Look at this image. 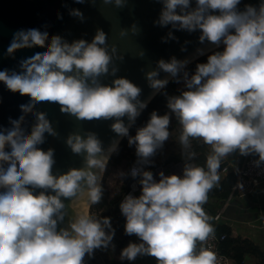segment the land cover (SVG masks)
Here are the masks:
<instances>
[{"label":"clouds","instance_id":"1","mask_svg":"<svg viewBox=\"0 0 264 264\" xmlns=\"http://www.w3.org/2000/svg\"><path fill=\"white\" fill-rule=\"evenodd\" d=\"M103 2L123 8L129 0ZM158 2L160 10L152 24L167 29L161 42L178 41L175 31L198 30L199 43L208 46L198 47L196 56L208 54L192 71L187 65L195 57L156 59V66L144 75L152 96L165 95L168 111L159 114L153 109L134 135L129 129L148 100L140 98L139 85L117 75L115 61L124 56L116 44L108 43L102 27L91 39L71 41L61 34L49 35L45 21L13 30L5 55L33 42L44 46L19 55L17 67L0 69V82L7 89L26 93L17 101L19 111L7 114L8 123L0 124V264H85L86 254L114 247L111 218L96 217L88 209L103 197V173L122 137L134 146L136 160L118 175L139 177L141 189L138 196L129 193L119 203L125 234L138 238L120 250L119 259L150 255L156 264H219L216 252L204 246L197 249V242L203 244L215 234L213 217L203 206L219 184L221 161L238 152L255 156L257 167L264 165V0L242 7L241 0ZM63 6L69 16L84 22L80 8ZM56 16L63 19L59 10ZM140 30L133 20L119 35ZM188 43L184 41L180 51H186ZM136 55L143 57L145 49L140 47ZM161 72L168 75L161 77ZM105 76L111 77L109 83L101 79ZM170 80L182 84L179 94L166 92ZM45 101L77 120H111L109 127L118 138L105 149L94 131L70 132L64 142L73 153L83 155V166L54 172L55 149L39 145L45 142V133L52 137L58 133L47 113L32 107ZM26 110L34 118L30 127L22 122ZM173 117L180 124L182 173L165 175L161 170L157 180L145 166L153 163L151 158L168 140ZM193 139L211 148L204 166L192 162ZM237 186L243 187L240 182ZM66 199L73 214L63 227L59 225L67 214Z\"/></svg>","mask_w":264,"mask_h":264},{"label":"water","instance_id":"2","mask_svg":"<svg viewBox=\"0 0 264 264\" xmlns=\"http://www.w3.org/2000/svg\"><path fill=\"white\" fill-rule=\"evenodd\" d=\"M244 3L256 4L257 0H241L240 7H242ZM64 4H67L69 7L80 8L85 15L84 22L81 23L78 19L69 16L67 8L63 6ZM57 10L63 14V19H57ZM159 10L160 4L158 0H129L128 4L123 8L114 7L111 3H104L103 0H95V3L91 4L88 3L87 0L83 4L75 3V0H0V69L17 67L16 58L19 55L30 51L33 47L44 46L40 43L33 42L16 49L12 55H5L6 46L9 43L11 34L18 26L26 23H36L39 25L41 21H45V26L49 35L61 34L69 41L73 38H80L82 36L91 39L95 29L97 27H102L108 33V43L116 44L118 52L124 56L122 61H115L119 67L117 75L127 76L134 83L139 85L142 89L140 98L148 100V106L159 93L154 96L151 95L152 89L147 85L144 73L156 66V59L160 57L167 59L171 55H176L179 59H183L184 57H195L191 60V63L187 65L188 67L208 54L206 52L204 55L196 56V49L198 47L208 46L207 42L203 45L199 43L197 39L199 35L198 30L192 33L174 30L175 35L179 38L178 41H169L168 43L161 42L160 37L167 29L152 24V20L157 16ZM133 20H136L140 25V32L136 35L128 33L124 36H120V29L122 27L126 28ZM186 40L190 41V43L186 45L187 50L182 52L180 51V46ZM140 47L145 49V55L143 57H138L136 55ZM222 47L223 45L220 46V48ZM211 50L214 49L209 48V51ZM166 75L168 74L164 72L160 73L161 77ZM101 79L103 82L109 83L111 77L105 76ZM171 81L172 80H170L169 83ZM25 96L26 93L9 90L0 82V124L8 123L7 114L10 113L15 115L16 112L19 111L17 101L24 99ZM150 96L151 99H149ZM32 107L37 110L45 111L58 133L56 137H52L45 133L46 140L43 144L39 145V147L45 150L48 147H53L55 149L54 155L56 162L53 166L54 172L66 171L69 167L83 166V155L73 153L64 142L65 137L70 132H79L81 135H84L89 130L94 131L102 140L105 149L118 138L117 134L109 127L112 122L111 120H77L73 116L61 113L57 104L46 101L34 103ZM33 119L30 111L26 110L22 122H25L26 125L30 127ZM124 119L127 123L126 117ZM123 138L124 137L118 138L119 144ZM192 162L196 164L194 161ZM183 163L184 159L170 154L161 160L153 161L152 164L146 165L145 167L151 170L154 178L158 180L159 176L157 174L161 170L165 175L172 173L181 174ZM227 167L228 161L222 159L219 175L224 172ZM138 179L139 177L133 178L130 176L124 189L118 194L115 200L105 209L101 210L99 214L97 213L96 217L109 216L113 228L120 220L125 219L120 211L119 203L124 196L129 193L134 196L140 194L141 185L137 183ZM134 185L135 187H133ZM65 204L67 214L62 224L59 225L63 227H67V221L73 214L72 209L67 207L69 204L67 199L65 200ZM235 205V202L229 204L224 211V216L231 218V212L236 209ZM91 206L88 209L89 213ZM76 207L79 208V205L77 204ZM205 211L209 213L208 210L205 209Z\"/></svg>","mask_w":264,"mask_h":264},{"label":"trees","instance_id":"3","mask_svg":"<svg viewBox=\"0 0 264 264\" xmlns=\"http://www.w3.org/2000/svg\"><path fill=\"white\" fill-rule=\"evenodd\" d=\"M206 57L207 55L198 59L191 65H189L187 67L189 71L194 70L195 64L198 61L199 62L206 61ZM179 89L180 87L178 86V83L172 80L166 86L165 90L168 94H179V91H178ZM153 109L157 110L159 114H163L165 111H168L166 107V97L163 93H159L150 102V104L143 110V112L139 115L135 123L129 129L130 135H134L136 128L146 123ZM174 123L175 124L179 123L175 119V117H174ZM193 141L195 142V145L191 147V150L194 151L196 155L195 157H193L192 161H194L197 165L204 166L206 155L211 151V148L209 145L204 144L200 140L193 139ZM159 153L160 152H158L157 150L156 154L151 159L160 156ZM178 156L181 157L182 159H185L182 152L179 153ZM251 156L255 158V156L253 155ZM135 160H136V155H135L134 146H129L127 143V137H124L118 146V151L112 154L108 162L107 169L105 170L104 177L102 180V185L104 189L103 197L99 203L91 206V209H90L91 215L98 213L99 211L105 209L108 206L107 175H108V170L110 166L112 165L118 166L122 162H127L129 165H131L135 162ZM234 178H235V175L233 173H230L224 176L222 179H220L219 184L215 186V188L208 194V197H211V200L213 199L212 201L217 203L220 208L225 204L226 200L230 196V192H231L230 185L233 183ZM211 223L214 225L215 233L220 234V235L226 234L227 236V239L222 243V246H221L222 250L226 254L232 255V258L236 261L237 264H245V256L247 253L253 250V248L250 246H247L244 242H241L235 237H232L231 228L227 224L217 225L214 223V221H211ZM124 224H125V219H122L114 227L115 235L112 241V245H114V247L109 246L108 248L95 249L91 256H88L86 254L84 257L85 264H127L125 262H116L115 256L120 254V250L124 246H126L129 241H137L138 238L135 236V234H132V235L125 234ZM197 249H199L198 243H197ZM255 252L257 254L258 250H256ZM261 264H264V260L261 261Z\"/></svg>","mask_w":264,"mask_h":264},{"label":"crops","instance_id":"4","mask_svg":"<svg viewBox=\"0 0 264 264\" xmlns=\"http://www.w3.org/2000/svg\"><path fill=\"white\" fill-rule=\"evenodd\" d=\"M169 131L170 135L168 140L164 142L161 148L157 149L158 152L161 151L164 153L163 157H161L162 154L159 153L160 156L153 158V161L161 160L170 154L178 156V154L182 152V146L178 140L180 124L174 123V117L172 118L169 125ZM170 140H175L177 145H168ZM193 145H195V142L192 140V146ZM242 157L244 156L240 155L238 152H234L226 156L223 160L228 161L229 166L235 161V159ZM132 165L133 164L129 165L127 162H122L118 166H110L107 175L108 205L113 202L118 194L124 189L128 177H130L129 175L121 178L118 175V172L120 170L127 171L132 167ZM226 175H228V171L225 170L220 174V179ZM212 200L211 197H208V201L203 206L204 209L208 210V214L211 217H213L220 209L219 205ZM233 202L236 204V209L231 212L232 217L227 218L224 216L225 218L221 225L227 224L231 228L232 237H235L241 242H244L247 246L253 248V250H251L245 256V264H261V261L264 260V198L260 199L251 197L245 199H236L232 201V203ZM100 212L101 211H99L98 214ZM211 221H213V219ZM256 250H258L257 254L255 252ZM115 261L125 262L127 264H156V258L150 255H138L133 261H128L126 259L121 261L119 259V255H117L115 256Z\"/></svg>","mask_w":264,"mask_h":264},{"label":"built area","instance_id":"5","mask_svg":"<svg viewBox=\"0 0 264 264\" xmlns=\"http://www.w3.org/2000/svg\"><path fill=\"white\" fill-rule=\"evenodd\" d=\"M255 158L251 155L237 158L235 161L226 168L228 174L233 173L235 175L233 183L230 185V196L226 200L225 204L215 213L213 221L221 225L224 220V211L226 207L236 199L245 198H264V165L257 167L253 164ZM240 182L243 187L237 186ZM227 239L226 234H217L210 237L207 241L197 242L199 248L201 246L210 247L216 252L219 258V264H237L232 258V255L226 254L222 250V243Z\"/></svg>","mask_w":264,"mask_h":264},{"label":"rangeland","instance_id":"6","mask_svg":"<svg viewBox=\"0 0 264 264\" xmlns=\"http://www.w3.org/2000/svg\"><path fill=\"white\" fill-rule=\"evenodd\" d=\"M178 86L181 88L182 87V84L181 83H178ZM173 134H176V133H173ZM171 139V138H170ZM177 145V142L175 141V140H170L169 142H168V145ZM174 149V148H173ZM182 149V148H181ZM160 153L162 154L161 155V157H163V155H164V153H162L161 151H160ZM97 215V213H95L94 214V216H96Z\"/></svg>","mask_w":264,"mask_h":264}]
</instances>
